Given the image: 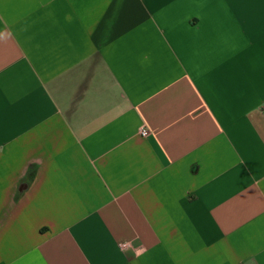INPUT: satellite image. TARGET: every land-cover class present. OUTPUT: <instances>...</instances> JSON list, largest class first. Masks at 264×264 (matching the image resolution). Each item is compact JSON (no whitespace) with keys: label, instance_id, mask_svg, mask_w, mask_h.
Instances as JSON below:
<instances>
[{"label":"crops","instance_id":"crops-1","mask_svg":"<svg viewBox=\"0 0 264 264\" xmlns=\"http://www.w3.org/2000/svg\"><path fill=\"white\" fill-rule=\"evenodd\" d=\"M0 264H264V0H0Z\"/></svg>","mask_w":264,"mask_h":264},{"label":"built area","instance_id":"built-area-1","mask_svg":"<svg viewBox=\"0 0 264 264\" xmlns=\"http://www.w3.org/2000/svg\"><path fill=\"white\" fill-rule=\"evenodd\" d=\"M140 134L143 136V137H147L149 135V130L146 128V127H142L140 129ZM126 246V245H125Z\"/></svg>","mask_w":264,"mask_h":264}]
</instances>
